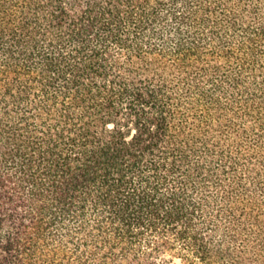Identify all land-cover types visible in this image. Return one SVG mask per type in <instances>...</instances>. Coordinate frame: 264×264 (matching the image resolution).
I'll return each mask as SVG.
<instances>
[{
  "label": "trees",
  "instance_id": "trees-1",
  "mask_svg": "<svg viewBox=\"0 0 264 264\" xmlns=\"http://www.w3.org/2000/svg\"><path fill=\"white\" fill-rule=\"evenodd\" d=\"M264 264V0H0V264Z\"/></svg>",
  "mask_w": 264,
  "mask_h": 264
},
{
  "label": "rangeland",
  "instance_id": "rangeland-1",
  "mask_svg": "<svg viewBox=\"0 0 264 264\" xmlns=\"http://www.w3.org/2000/svg\"><path fill=\"white\" fill-rule=\"evenodd\" d=\"M171 264H182V263L179 260H176L175 262H173Z\"/></svg>",
  "mask_w": 264,
  "mask_h": 264
}]
</instances>
